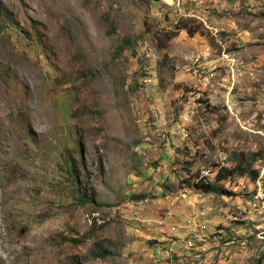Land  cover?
I'll return each instance as SVG.
<instances>
[{"label":"rangeland","instance_id":"374dc122","mask_svg":"<svg viewBox=\"0 0 264 264\" xmlns=\"http://www.w3.org/2000/svg\"><path fill=\"white\" fill-rule=\"evenodd\" d=\"M0 1V264H264V0Z\"/></svg>","mask_w":264,"mask_h":264},{"label":"trees","instance_id":"16d2710c","mask_svg":"<svg viewBox=\"0 0 264 264\" xmlns=\"http://www.w3.org/2000/svg\"><path fill=\"white\" fill-rule=\"evenodd\" d=\"M2 8V2L0 1V10ZM179 28L186 29L190 35H195L198 32H202L201 26L192 27L187 23H183L179 25ZM234 157L237 160V164L233 168L221 167L218 171H215V178L207 177L210 179H206V175L202 177H198L197 180L200 181L195 182L193 181V186L197 189H200L204 192H216L220 194H229L230 191L225 188V183L227 179H231L234 176H245L248 175L251 179L256 180L259 176V171L254 168V162L257 159L256 154H251L242 158H239L238 154H234Z\"/></svg>","mask_w":264,"mask_h":264},{"label":"clouds","instance_id":"9594fccd","mask_svg":"<svg viewBox=\"0 0 264 264\" xmlns=\"http://www.w3.org/2000/svg\"><path fill=\"white\" fill-rule=\"evenodd\" d=\"M200 175V173L194 178V181L195 182H198V181H200V180H197V178H198V176ZM216 176V175H215ZM215 178V177H214ZM213 178V179H214ZM187 228H188V226H187ZM207 228H208V224H207ZM207 228L206 229H204V230H200V229H198L197 230V232H196V234H197V241H200V239L199 238H202L203 240H206V238H203V237H205L206 236V231H207ZM186 233V239H188L187 240V242H188V244H187V246H189L190 248H193L194 246H195V243L197 242H195V243H192V244H190L189 243V239H190V236L188 235V230L185 232ZM188 236H189V238H188ZM207 237V236H206ZM195 264V262L194 261H192V262H186V264Z\"/></svg>","mask_w":264,"mask_h":264},{"label":"crops","instance_id":"0c3cea01","mask_svg":"<svg viewBox=\"0 0 264 264\" xmlns=\"http://www.w3.org/2000/svg\"><path fill=\"white\" fill-rule=\"evenodd\" d=\"M198 229H189V225H188V235L190 236L189 239V243H195L198 239H197V232ZM200 230H204V229H200Z\"/></svg>","mask_w":264,"mask_h":264},{"label":"built area","instance_id":"2783aa9c","mask_svg":"<svg viewBox=\"0 0 264 264\" xmlns=\"http://www.w3.org/2000/svg\"><path fill=\"white\" fill-rule=\"evenodd\" d=\"M243 189L245 188V185L241 186ZM201 223V221H199V224Z\"/></svg>","mask_w":264,"mask_h":264}]
</instances>
